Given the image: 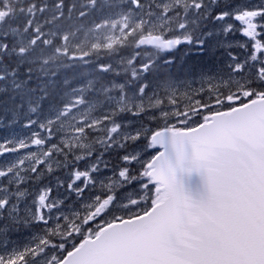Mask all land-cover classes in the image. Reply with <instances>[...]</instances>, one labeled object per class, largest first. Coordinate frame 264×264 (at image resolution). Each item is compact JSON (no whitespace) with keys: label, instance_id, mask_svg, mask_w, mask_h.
I'll return each instance as SVG.
<instances>
[{"label":"snow or ice","instance_id":"6c2138e0","mask_svg":"<svg viewBox=\"0 0 264 264\" xmlns=\"http://www.w3.org/2000/svg\"><path fill=\"white\" fill-rule=\"evenodd\" d=\"M0 264H264V0H0Z\"/></svg>","mask_w":264,"mask_h":264}]
</instances>
